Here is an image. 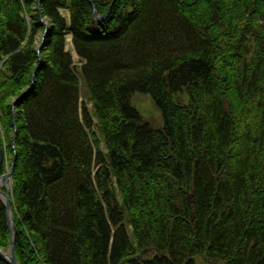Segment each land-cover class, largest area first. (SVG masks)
<instances>
[{
  "label": "trees",
  "instance_id": "trees-1",
  "mask_svg": "<svg viewBox=\"0 0 264 264\" xmlns=\"http://www.w3.org/2000/svg\"><path fill=\"white\" fill-rule=\"evenodd\" d=\"M0 147L19 264H264V0H0Z\"/></svg>",
  "mask_w": 264,
  "mask_h": 264
},
{
  "label": "water",
  "instance_id": "water-1",
  "mask_svg": "<svg viewBox=\"0 0 264 264\" xmlns=\"http://www.w3.org/2000/svg\"><path fill=\"white\" fill-rule=\"evenodd\" d=\"M37 8L39 9V7ZM92 15L97 20H101L104 17V16H99L94 8L92 9ZM43 19H45V17L40 18L39 21L43 25L44 32H45L46 24L43 22ZM1 163H2V151L0 147V166H1ZM11 171H12V163H11V167L7 171L0 174V182L3 186V188H0V200L5 209L6 225H7L8 232H9V246L7 249L0 248V260L5 262L6 264H19L15 257L14 233L11 228L12 213H11V203H10V188H9V183H8V180L10 179Z\"/></svg>",
  "mask_w": 264,
  "mask_h": 264
},
{
  "label": "rangeland",
  "instance_id": "rangeland-1",
  "mask_svg": "<svg viewBox=\"0 0 264 264\" xmlns=\"http://www.w3.org/2000/svg\"><path fill=\"white\" fill-rule=\"evenodd\" d=\"M38 14H39V19L42 18V16H40V11H38ZM47 23H48V20L46 19V22H45L46 27H47ZM42 38L43 36H42L41 31H37L35 35V40L38 45L41 44ZM69 46H70V43L68 44L67 47ZM73 57L77 59V55L74 52H73ZM130 103L138 111L143 121L149 122L153 127L162 126L163 120H162L161 112L158 109V107L154 104V101L152 100V98L150 97L148 93L140 92V91L134 92L130 98ZM8 169L9 168L7 167V170ZM8 183H9V188H10V184H11L10 179L8 180ZM0 188H3L1 182H0Z\"/></svg>",
  "mask_w": 264,
  "mask_h": 264
},
{
  "label": "bare ground",
  "instance_id": "bare-ground-1",
  "mask_svg": "<svg viewBox=\"0 0 264 264\" xmlns=\"http://www.w3.org/2000/svg\"><path fill=\"white\" fill-rule=\"evenodd\" d=\"M43 22L45 23L46 22V19H43Z\"/></svg>",
  "mask_w": 264,
  "mask_h": 264
}]
</instances>
